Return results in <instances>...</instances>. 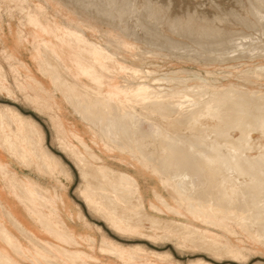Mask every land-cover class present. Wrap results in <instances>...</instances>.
<instances>
[{
	"label": "bare ground",
	"instance_id": "bare-ground-1",
	"mask_svg": "<svg viewBox=\"0 0 264 264\" xmlns=\"http://www.w3.org/2000/svg\"><path fill=\"white\" fill-rule=\"evenodd\" d=\"M92 3L93 10L100 11L111 25L115 22L118 33L124 31L121 23L131 17L135 16L134 20L140 27H144L148 19L155 21L158 18L154 14L156 3L143 10V13L146 11L144 15L139 13L141 9L135 0ZM76 4L86 9L91 7L83 0H77ZM248 4L256 19L263 20L264 0ZM26 16L34 22L29 13ZM187 23L183 27L188 26ZM183 27L174 24L172 30L183 31ZM212 27L208 25L199 30L196 38L210 35ZM17 34L20 37V31ZM66 35L71 34L67 32ZM58 39L62 41L61 37ZM73 41L79 45L84 40ZM33 47L37 51L39 71L49 79L54 91L72 106L78 118L98 133L111 150H118L158 174L173 201L200 226L162 218L164 211L179 219L186 216L156 191H153V198L158 201L145 203L135 177L102 163V159L77 133L70 131L68 137L71 140H67L66 130L54 113V106L42 96L48 94L47 90L31 78L40 87L41 94L38 91L35 95L29 94L26 88L31 87L30 84L21 81L22 73L10 63V54L3 51L9 68L14 72L15 87L29 104L46 114L52 122L58 150L73 158L78 169V197L98 220L121 236L128 234L148 241H162L180 251L193 249L194 253L219 262L198 257L187 264L247 262L251 252L244 246L238 230L264 247V144L253 138V134L264 137V93L243 87H218L200 74H193L188 80L184 75L175 76L174 70L158 73L127 66L135 77V84L128 87L124 100L116 102L101 92V77L106 70L104 63L112 61V54L107 49L92 46V50L103 56L105 62L93 60L82 70L94 81L96 86L92 88L79 84L71 76L68 67L62 64L63 60L61 62L45 39L33 43ZM46 56L48 58L44 59ZM81 60L85 62L84 58ZM251 69L255 78L263 77L264 64ZM177 71L184 73L183 70ZM0 94L8 100L16 97L1 66ZM142 122L149 126L147 131H142ZM37 126L31 116L22 114L9 104L0 103V149L25 168H36L40 174L51 176L57 182L59 177L70 181L72 177L65 164L44 147V134ZM0 177L30 222L53 239L45 241L34 234L0 199V264H100L98 256L78 248L82 236L66 225L56 207L59 196H53L50 188L28 177L22 179L1 161ZM81 217L85 220L83 215ZM9 227L18 231L26 246ZM97 229L102 233L101 227L97 226ZM231 238L242 247L233 245ZM84 240L95 244L93 237ZM98 251L100 255L123 264H171L173 261L169 251L148 249L143 244L121 246L103 235Z\"/></svg>",
	"mask_w": 264,
	"mask_h": 264
},
{
	"label": "rangeland",
	"instance_id": "rangeland-1",
	"mask_svg": "<svg viewBox=\"0 0 264 264\" xmlns=\"http://www.w3.org/2000/svg\"><path fill=\"white\" fill-rule=\"evenodd\" d=\"M76 1L77 0H0V66L6 73L9 85L16 95L12 100H8L5 98V95L0 94V103L1 105L9 104L13 106L22 114L31 116L37 122V128L44 134L42 135V142L44 144H42L47 150L61 159L71 174L72 178L70 181L63 177L66 181H69L68 194L74 202L79 204L78 208L80 207L86 217L90 221L95 222H89L81 210H79L78 217L83 222L85 220L88 222H84V224L90 228L88 231L90 234H81L82 239L79 241L81 246L78 248L96 257L98 256L97 258L100 264H123L121 261H116L111 257L100 255L98 243L103 235L107 240L109 239V241L117 244L119 243L121 246L143 244L148 249L169 251L173 257L171 264H187L189 261L198 257H202L213 263H219L205 255L194 253L193 249L180 251L174 248L173 245L162 241H148L132 235L128 236V234H126L127 236H121L111 231L108 226L98 220L84 206L78 197L76 192V187L79 184L78 169L74 164L73 158L58 150L57 137L52 128V122L46 117V114L40 113L34 106L29 104L23 98L22 93L15 87L13 82L14 72L9 68L3 51H7L8 54H10L12 60L10 63L22 73L21 81L24 84H30L31 87L26 88L29 94L35 95L37 91L41 94L40 87H38L36 83H33L31 78L39 81L43 88L47 90L48 94H42V96H45L44 98L54 106V113L58 116L66 130L65 136L67 140H71L68 137L70 131L77 133L91 147L92 151L102 159V163L110 166L114 170L125 171L135 177L145 203L149 200L158 201L157 198H153V191H156L162 195L171 206L175 207L186 216V218L179 219L172 216L167 211H164V214L161 215L162 218L191 222L194 225L200 226V223L193 222L184 212L183 208H180L177 203L173 201L171 195L168 194L162 186L161 177L158 174L154 173L151 168H146L138 164L135 159L119 153L118 150H111V146L105 143L98 133H94L84 120L78 118L72 106L61 97L59 92L54 91L49 79L44 77L39 71L36 59L37 51L34 49L33 43L45 39V41L49 43V47L58 54L61 62L63 60L62 64L68 67L67 69L71 76L74 77L79 84L92 88L96 86L94 81L92 78L84 75L82 70L88 67L93 60L100 63L105 62L102 60L104 59L103 56L100 54L98 55V53L92 50V46H102L105 50L107 49L106 51L112 54V61L104 63L106 70L101 77V92L112 97L116 102L118 100H124L125 93L129 89L128 87L135 84V77L132 76V73L127 69L128 67L151 69L158 73L174 70L176 71L174 73L175 76L184 75L188 80L193 74H200L206 76L209 83L215 84L218 87H243L251 91L254 90L264 93V75L263 77L255 78V76L251 74V68L264 64V48H262L264 47V19L261 21L257 20L255 12H251L248 3L250 2L251 4L254 0H135L139 3V10L141 9L139 13L141 15L146 13V11L143 13V10H146L148 6L151 7L153 3H156L157 9H155L154 14H156V17L159 19L157 18L155 21L153 18H151L152 20L146 19L147 24L145 23L144 27H140L134 20L135 16L131 17L127 19L128 22L126 20L124 23H121L120 26L124 28L122 33L117 32L115 22H111V25L108 19L101 16L102 13L100 11L93 10L92 2L101 4L108 0H83L86 3L88 2L89 6H91L87 7L88 9L76 4ZM114 1L118 3L125 0ZM28 13L34 19V22L27 19L26 15ZM154 14L152 13V16ZM190 15L192 17H188ZM262 17L264 18V14ZM132 21H134V23ZM184 23H187L188 26L183 27ZM174 24L183 27V31H173L172 25ZM208 25L211 27L213 26V34L211 33L201 39L198 37L196 38L197 32ZM3 27L5 33H3ZM5 28H10L12 32L7 33ZM155 29H157L156 32ZM15 30L16 33L13 32ZM18 31H20V37L17 34ZM67 32L71 35H66ZM58 37H61L62 41H60ZM76 39L84 41H80L79 45L73 44V40ZM172 41H175V43ZM7 42H14V46H7ZM17 46H21L24 55L29 59V64L17 57ZM82 48L87 52H84ZM88 52L89 54H87ZM47 58V56L44 57V59ZM83 58L85 62L81 60ZM121 68L122 70H120ZM177 70H183L184 73ZM148 129L149 126L142 122V131H147ZM11 130L15 131L14 126H11ZM253 138L255 141L258 140L260 143L263 142L262 144H264V137L253 134ZM82 152L84 153V151ZM29 170L39 176L42 175L36 168H29ZM19 176L24 180L28 177L37 181L35 178L29 176ZM46 177L53 179L51 176ZM137 177L143 181L148 196L147 198L144 197L143 189ZM0 181L6 188L7 194L20 206L16 198L9 193L2 177H0ZM38 182L40 183L41 181ZM57 183H59L61 187L65 186L60 177ZM54 188L55 187L50 188V191L53 196H59L56 198L57 207V202L61 201L62 203L63 199L57 189ZM57 210L59 211L58 207ZM22 212L25 213L23 210ZM148 212L150 213L149 210ZM80 214L85 217V220ZM23 224L43 240L53 241V239L46 235L39 226L32 224V222L29 224L36 228L38 233L33 231L29 225ZM229 224L233 226V224ZM97 226L103 229L102 233L97 229ZM9 229L14 233L16 232L15 234L18 236L17 230L11 227H9ZM213 232L217 231L213 230ZM238 232L240 239L245 242L244 246L249 248L251 253L249 254V260L247 262L234 264H255L256 262L264 264V247L256 244L248 234L241 230H238ZM86 237H93L95 239V244H89L84 240ZM20 240L23 246H26L27 243L21 238ZM231 240L233 245L242 247L241 244L235 242L234 238H231Z\"/></svg>",
	"mask_w": 264,
	"mask_h": 264
},
{
	"label": "crops",
	"instance_id": "crops-1",
	"mask_svg": "<svg viewBox=\"0 0 264 264\" xmlns=\"http://www.w3.org/2000/svg\"><path fill=\"white\" fill-rule=\"evenodd\" d=\"M7 33L12 32V30L10 28H5ZM14 33H16V30L13 31ZM3 33H5L4 31V27H3ZM7 46H14V42H7L6 43ZM16 55L17 57H19L20 59L26 61L29 64V59H27V57L24 55V51L21 48V46H17L16 49ZM46 139V138H45ZM0 161L1 162H5L8 164V167L15 170L19 175H23V176H29L32 178H35L37 181H41L40 183L53 188L55 187L57 189V191L61 194L63 202H57V207L59 209L60 215L62 217V219L64 220V222L66 223V225L68 227H70L74 233L76 234H82V235H86V234H90L88 231L90 230L89 227H87L84 222L82 220L79 219L78 217V212L80 209V207L78 208L79 204L77 202H74L73 199L69 196L68 194V187H69V181H66L63 177H60L61 181L65 184L64 187H61L59 185V183H57L54 179H50L46 176H42V175H37L36 173H34L33 171H30L29 168H25L21 165H19L16 161H14L11 157H9L7 154H5L1 149H0ZM141 187L143 189V193H144V197L147 198V194L143 185V181H141V179L139 177H137ZM0 199H2L3 201H5L10 208L12 209V211H14V213L17 215V217L23 222L25 223L27 226L29 225V227H31V229L33 231H35L36 233H38L37 229L32 227L29 223V218L28 216L22 212L21 208L19 205H17L16 201L13 200L8 194H7V190L4 187V185H2L1 181H0ZM82 212V210H81ZM83 213V212H82ZM83 215H85L83 213ZM86 217V215H85ZM86 219L89 222L90 221L87 217ZM95 223V222H92Z\"/></svg>",
	"mask_w": 264,
	"mask_h": 264
}]
</instances>
